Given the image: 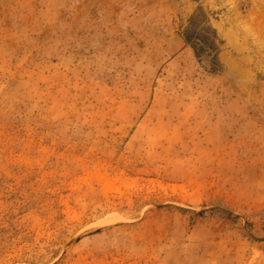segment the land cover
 Wrapping results in <instances>:
<instances>
[{
    "label": "rangeland",
    "instance_id": "374dc122",
    "mask_svg": "<svg viewBox=\"0 0 264 264\" xmlns=\"http://www.w3.org/2000/svg\"><path fill=\"white\" fill-rule=\"evenodd\" d=\"M0 264H264V0H0Z\"/></svg>",
    "mask_w": 264,
    "mask_h": 264
}]
</instances>
